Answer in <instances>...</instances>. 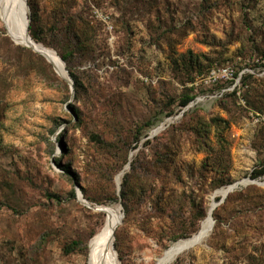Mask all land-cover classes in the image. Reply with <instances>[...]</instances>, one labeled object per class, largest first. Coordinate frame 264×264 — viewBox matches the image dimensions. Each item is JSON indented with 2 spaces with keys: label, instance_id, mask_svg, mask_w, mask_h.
Instances as JSON below:
<instances>
[{
  "label": "rangeland",
  "instance_id": "374dc122",
  "mask_svg": "<svg viewBox=\"0 0 264 264\" xmlns=\"http://www.w3.org/2000/svg\"><path fill=\"white\" fill-rule=\"evenodd\" d=\"M31 2L39 44L74 53L83 88L73 94L44 55L13 40L0 15V264H87L106 214L80 192L90 206L123 214L118 264H158L174 237L200 231L216 192L243 181L251 182L215 209L207 239L172 264H264V177L252 178L264 167V123L251 117L264 115V0ZM72 16L89 24L77 27L93 38L87 57L76 53ZM190 54L195 70L239 75L212 87L205 74L193 86ZM247 75L240 94L257 108L222 98ZM191 87L195 100L182 108ZM71 241L82 249L66 255Z\"/></svg>",
  "mask_w": 264,
  "mask_h": 264
},
{
  "label": "bare ground",
  "instance_id": "6f19581e",
  "mask_svg": "<svg viewBox=\"0 0 264 264\" xmlns=\"http://www.w3.org/2000/svg\"><path fill=\"white\" fill-rule=\"evenodd\" d=\"M22 4V0H0V15L1 19L13 38L18 44L29 45L44 57H46L56 68V70L65 78L67 74L64 69V63L60 60L56 52L51 49L45 48L41 44L32 41L27 33V19L23 15L20 18L18 7ZM163 130V126L159 127L154 134L157 135ZM128 168V167H127ZM124 172L120 173L117 177V182L120 184ZM251 181L243 183H236L229 186L228 189H223L216 192L212 198L211 206L208 211L206 220L202 223L200 231L192 238L184 239L176 242L168 249L164 255L159 259L158 264H172L177 257L189 251L195 246L201 244L207 239L214 228L213 214L217 208V198H224L230 193L234 192L240 186H246ZM239 184V185H238ZM264 185V182L261 183ZM99 212L106 214L105 224L89 241V256L87 264H118L117 253L114 247L115 231L122 220L119 208L112 207H97Z\"/></svg>",
  "mask_w": 264,
  "mask_h": 264
},
{
  "label": "trees",
  "instance_id": "16d2710c",
  "mask_svg": "<svg viewBox=\"0 0 264 264\" xmlns=\"http://www.w3.org/2000/svg\"><path fill=\"white\" fill-rule=\"evenodd\" d=\"M28 4H29V6L32 9L34 8L31 0H28ZM71 22H72V27H71V29H70L69 32L72 33L71 34L72 37L77 41L76 47H75L76 53H79V54L87 57V56H89L93 52L92 51L93 47H92V43H91V41H92L93 38L88 36V31H86V30H84V31H77V27L83 28V27H86V25L89 26V24H87L83 19H80V18H77V17H74V16L70 17V21H68V23H71ZM78 22H79V25H78ZM36 24H37V16H36V12H33L32 13V16H31V23H30V28H29L30 36H31V38L36 43H38V44L39 43L44 44V42L42 41V39L40 38V36L38 34V29H37ZM72 54H74V53H64V54H61L60 53L59 54V57L65 63L66 68H67V70L69 72V75H70V77H71V79H72V81L74 83L75 92L78 93L83 88V82H82L79 74L73 69V66L71 65V60H72L71 57H72ZM176 63H177V61H176ZM262 64L263 65H261V66H263V68H264V61L262 62ZM185 65L188 67V71H189V69H191V71H193L195 73V75L192 76V78L190 80L191 83H193V86H194V84L198 80L204 79L205 78L204 77L205 74L209 75V74H211L212 70H218V69H220V67H211L205 73H204V71L201 68H198V69L195 70V67L199 65V62L196 59H194V57H192L191 54H190V56H189V58L187 60V63H185ZM249 68H251V66H249ZM238 75H239L238 73H235L234 74V77L237 78ZM252 79H253L252 75H247L245 78H243L241 80V87H240L239 90L235 89L232 93H228V94H227V92L226 93H223L222 98L224 96L227 97V98L229 97V98H232V99H236V101L241 102L242 104H246V105H249L250 107L252 106V107L257 108L256 106L251 105V103L248 101V99L245 97V95L244 96H241V94H240V92L242 90H244L246 87H248V83H250V81ZM233 83H234V81H232L231 83L229 82L228 84L229 85L230 84L232 85ZM217 84H219V83L213 82L212 87H217ZM225 89H226V86L225 87H221L217 91L220 93L222 90H225ZM205 92L206 91H204V93ZM195 97H196V95H194V87L189 88L188 91L184 92L183 95L180 97V100H179L180 107H182V108L188 107L192 102H194ZM162 114L163 113H160L157 116L151 118L149 121H147L138 130V133H140V134L137 135V136H135V142L136 143H139L140 137L143 134L142 133L143 130L145 128H151V127H153L154 122L156 121V119H158ZM170 114H173V111L172 110L167 113V115H170ZM219 140H221V138ZM222 143H223V141L221 140L220 141L221 151L227 152L226 149L223 150ZM201 146H202V148H204L206 150V152L209 154V156L212 157L213 150L209 147V145L207 143L202 142L201 143ZM65 151L67 152L66 148L64 147V152ZM132 168H133V166H132ZM262 177H264V167H262L259 170H255L254 173H253V175H252V178L254 180L260 179ZM127 184H128V178H127V175H126L124 177V180H123V183H122V190H120V192H119L120 193L119 196H120V199L122 201V204H124L125 196L127 195V189H126L127 188ZM73 196H75L74 192H73ZM84 197L88 201L90 200L89 198L86 197V195H84ZM110 200H113V202H117L119 200V198L118 197H115L114 199L111 198ZM217 200L219 201V199H217ZM124 209L126 210L125 206H124ZM207 213H208V211H207ZM203 216H204V213H203ZM206 217H207V215H206ZM213 219L216 220V222H219V218L215 214V211H214V214H213ZM198 231H199L198 228H196L195 230H193L190 233H183V234H180L177 237H174L171 241L173 243H176L177 241L191 238L192 235L196 234ZM115 248L118 249L117 241L115 243ZM81 249L82 248H81V243L80 242H78V241H71V242H69V243H67L65 245V247H64V254L70 255V254H73V253H75V252H77V251H79ZM88 253H89V251H88Z\"/></svg>",
  "mask_w": 264,
  "mask_h": 264
},
{
  "label": "water",
  "instance_id": "95a60500",
  "mask_svg": "<svg viewBox=\"0 0 264 264\" xmlns=\"http://www.w3.org/2000/svg\"><path fill=\"white\" fill-rule=\"evenodd\" d=\"M18 11H19V15H20V18H23V15L25 16V18L27 19V33H28V35H29V37H30V39L32 40V41H34L32 38H31V36H30V32H29V28H30V22H31V19L29 18V15H28V13H29V11H30V8H29V5H28V0H22V4H20L19 5V7H18ZM15 41V40H14ZM16 42V41H15ZM35 42V41H34ZM17 43V42H16ZM36 43V42H35ZM18 44V43H17ZM25 46V45H24ZM26 47H28V48H31L29 45H26ZM35 53H38V54H40V55H42L41 53H39L38 51H36L35 49H33V48H31ZM43 56V55H42ZM60 58V57H59ZM60 60L63 62V60L60 58ZM49 61V60H48ZM64 63V62H63ZM64 69H65V72H66V74H67V78H64V79H66L67 80V82L69 83V85H70V87H71V91H72V93L74 94V92H75V88H74V83H73V81H72V79H71V77H70V75H69V72H68V70H67V68H66V65H65V63H64ZM56 70V69H55ZM58 73V72H57ZM59 74V73H58ZM60 75V74H59ZM130 167V164L128 165V168ZM119 186H120V184H119ZM121 189V187H119V190ZM79 195V198L80 199H82L83 200V202L87 205V206H89V207H91V208H93L94 210H96V211H98V208L97 207H92V206H90V204L85 200V199H83V195L81 194V192L80 193H78ZM227 198V196L226 197H224V198H221V200H220V202H218L217 203V207L221 204V203H223L224 201H225V199ZM122 219H123V214H122ZM213 223H214V225H215V221H214V219H213ZM120 224H122V220L120 221V223H119V225Z\"/></svg>",
  "mask_w": 264,
  "mask_h": 264
},
{
  "label": "built area",
  "instance_id": "2783aa9c",
  "mask_svg": "<svg viewBox=\"0 0 264 264\" xmlns=\"http://www.w3.org/2000/svg\"><path fill=\"white\" fill-rule=\"evenodd\" d=\"M233 74L234 73L229 68L212 70L210 77H209V81H206V83L216 82L218 80V78H220V77L233 79V76H234ZM251 117H252L254 123H257V124H263L264 123V115H261L259 113H255V114H252Z\"/></svg>",
  "mask_w": 264,
  "mask_h": 264
}]
</instances>
